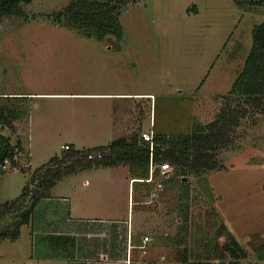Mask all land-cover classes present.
<instances>
[{"label":"rangeland","instance_id":"obj_1","mask_svg":"<svg viewBox=\"0 0 264 264\" xmlns=\"http://www.w3.org/2000/svg\"><path fill=\"white\" fill-rule=\"evenodd\" d=\"M72 1L33 0L23 6L25 18L0 23V107L16 113L12 127L0 132L17 148L15 162L0 172V205L18 199L66 143L85 150L150 130L171 138L214 122L219 130L234 111L237 124L222 130L218 143L228 146L220 145L211 170H174L168 180L158 174L151 183L128 185L129 165L100 167L63 177L49 198L72 193L89 215L113 208L124 221L130 200L136 243L145 236L149 241L133 249L126 264H214L227 233L247 251L237 264H264V106L230 91L264 8L239 0H128L117 44L111 36L114 43L85 39L58 24L54 15ZM102 91L150 94L151 110L147 99L130 103L132 127L120 136L108 130L111 112L104 115L106 105L95 98H13L18 92ZM32 252L26 225L17 240L0 239V264H33Z\"/></svg>","mask_w":264,"mask_h":264},{"label":"trees","instance_id":"obj_2","mask_svg":"<svg viewBox=\"0 0 264 264\" xmlns=\"http://www.w3.org/2000/svg\"><path fill=\"white\" fill-rule=\"evenodd\" d=\"M239 1H248L249 7L264 8V0ZM32 2L33 0H0V23L8 17L25 18L23 6ZM127 3L128 0H74L55 14L54 19L58 24L76 30L82 38L114 43L109 40L111 36L118 44L123 41L120 11ZM230 91L243 97L246 104L264 106V21L255 25L251 31V48ZM7 111L5 112V107H0L2 128H11L12 121L16 118L13 110ZM227 119L219 130L214 122L201 132L185 136L171 138L153 132L152 142L142 138L141 133H132L102 147L83 150L69 146L70 150L55 156L47 165L33 173L18 199L0 205V239L17 240L20 228L29 224L32 210L38 201L59 180L78 170L129 165L131 177L136 181L148 178L150 161L155 164L167 162L175 171L181 170L183 174L194 175L211 170L213 163L217 162V152L222 144L218 143V139L224 135L222 130L230 129L229 124L236 125L238 120L234 111H230ZM222 145L228 146V143L223 141ZM16 150L11 145L10 138L0 132V165L4 160L14 163ZM93 153L100 154V157L88 160L87 156ZM157 175L156 170L155 176ZM222 230L228 231L224 227ZM226 235V241L219 248L214 264H237L247 257V251L238 240L231 233ZM228 259L230 262L227 263ZM183 263L195 264L187 260Z\"/></svg>","mask_w":264,"mask_h":264},{"label":"crops","instance_id":"obj_3","mask_svg":"<svg viewBox=\"0 0 264 264\" xmlns=\"http://www.w3.org/2000/svg\"><path fill=\"white\" fill-rule=\"evenodd\" d=\"M147 95L150 94L115 91H102L92 94L18 92L16 98L26 101L32 99L40 101L64 100L78 98L79 96H86L90 99L95 98L106 105L104 115L111 112L110 120H112V123H110L108 129L110 133L123 136L128 134L132 127L130 125L132 112L130 103L138 98L147 99L149 100L147 104L151 110L152 101L151 98L145 97ZM66 145L75 147L72 143H66L62 147ZM99 168L92 167L78 171L83 173ZM102 168L115 171L121 166ZM76 172L72 175H75ZM126 173L128 174V172ZM132 181L136 180L130 177L128 185ZM72 196V193H68L62 198L53 200L49 198V191L33 208L30 222L26 225L30 228L33 246L29 261L33 264H58L63 262H67V264H126V256L130 258L132 250L139 249L142 244L140 240L139 244L136 243L138 239L134 235L133 225L130 223V219L133 218V215L130 216V200L127 204V218L124 221L115 215L113 208L108 209L107 213L99 217L89 215V209L80 203L75 204Z\"/></svg>","mask_w":264,"mask_h":264},{"label":"built area","instance_id":"obj_4","mask_svg":"<svg viewBox=\"0 0 264 264\" xmlns=\"http://www.w3.org/2000/svg\"><path fill=\"white\" fill-rule=\"evenodd\" d=\"M141 136H142V138L148 140L149 142H152V140H153V132L152 131L142 132ZM63 148L65 151L70 150V147L68 145L64 146ZM99 157H100V154L93 153V154L87 156V159L89 160V159L99 158ZM8 164H10V162L8 160H4V162L0 165V170L5 171ZM156 170L157 171L159 170L160 173L158 172V174L163 176L165 179L168 180V179H170V177H172L174 168L169 164H163V163L155 164L152 161H150L148 178L145 179L146 183H151L154 180ZM156 185H157L158 189H160V190L162 189V184L157 183ZM148 241H149L148 237L145 236L143 238L142 244L139 248L144 249V246L147 244Z\"/></svg>","mask_w":264,"mask_h":264}]
</instances>
